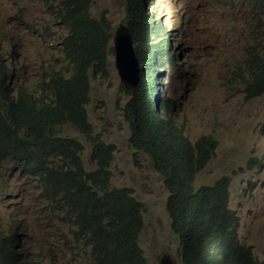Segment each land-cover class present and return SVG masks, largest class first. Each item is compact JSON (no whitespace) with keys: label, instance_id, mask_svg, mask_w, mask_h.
<instances>
[{"label":"clouds","instance_id":"clouds-1","mask_svg":"<svg viewBox=\"0 0 264 264\" xmlns=\"http://www.w3.org/2000/svg\"><path fill=\"white\" fill-rule=\"evenodd\" d=\"M9 1L11 11L0 29V186L3 182L12 190L13 178L21 177L38 189L45 212L32 199L18 203L16 225L9 224L11 231L0 226V264H50L64 256L57 251L56 240L75 257L83 255L95 264L100 242L96 234L110 231L117 218L103 204L106 189L92 184V173L98 170L107 173L110 192L136 206L139 227L130 251H137L146 264H150L148 245L142 239L147 214L179 241L177 250L163 255L159 264H235L214 249L219 234L223 240L231 232L254 260L264 263L253 254L257 244L245 228L247 213L252 220L257 209L251 201L264 195V155H252L248 164H238L231 174L200 185L197 176L215 158L219 140L210 134L192 137L187 113H176L177 103L170 96L173 83L190 94L191 87L183 80L199 77L201 62L193 51L200 49L203 64L221 59L247 102L264 104V0H229L233 8L226 9L224 0H125L124 16L115 31L107 15L92 16L94 1L89 0L88 16L102 26L104 38L88 44H82L81 35L73 37L72 24L88 25L85 16L69 15L73 0H46L43 7L55 15L56 29L46 27L57 36L53 48L62 57L56 69L40 72L37 84L29 87L22 78L11 88L8 81L17 75L11 63L16 56L25 57L15 35L40 31L44 36L46 30L21 25L25 0ZM238 8L244 9L236 14ZM22 26L24 30L12 34ZM229 29H234L232 34ZM198 38L207 45H200ZM98 60L106 66L98 68ZM62 62L67 66L60 68ZM113 73L117 78L110 80ZM258 123L252 134H264V118ZM112 125L122 138L120 145ZM67 127L80 137L64 135ZM105 135L114 141L106 142ZM123 142L131 154L127 161L121 154ZM85 149L93 167L85 164ZM148 159L160 179L162 195L150 191L135 195L137 187L134 190L132 184H113L115 172L124 175L127 166L141 171ZM234 176H241V182H232ZM74 191H90L96 197L73 205L68 198ZM244 199L248 205L240 212ZM152 203L157 204L154 211ZM81 208H86L83 215ZM25 217L29 225H24ZM35 221L47 231L50 251L39 250Z\"/></svg>","mask_w":264,"mask_h":264},{"label":"rangeland","instance_id":"rangeland-1","mask_svg":"<svg viewBox=\"0 0 264 264\" xmlns=\"http://www.w3.org/2000/svg\"><path fill=\"white\" fill-rule=\"evenodd\" d=\"M46 0H25V12L21 20V25H35L38 28H44L46 34L41 36L36 33L30 32L22 35H15V41L21 45V51L24 56H16L12 65L14 66L13 73L17 74L9 81V88L13 87L15 83L26 79V83L29 87L37 84L40 80V72L46 70V68L56 69L59 52L53 46L57 45L56 35H52L46 26L52 29H56L53 25V18L55 15L51 12H46L45 5ZM57 1V0H56ZM92 16L96 19L101 18L103 15H107V18L114 24V31L119 27V21L124 16V2L125 0H93ZM56 3V2H55ZM233 8L229 0H224L222 8ZM11 2L9 0H0V29L4 28V20L8 13L11 11ZM244 8L236 9V14L243 11ZM242 21V20H240ZM24 30L22 26L20 29H14L12 34L17 31ZM28 30H33L29 28ZM234 29H229L228 32L232 34ZM10 35V32L7 33ZM200 45L205 44L202 39L198 38ZM198 55L200 60L199 65V77L183 82L190 85V94L182 89L176 83L171 84L170 96L172 100H175L177 107H174L176 113H187L188 120V133L192 136H201L210 134L218 138L219 148L215 158L207 166V168L197 176L198 183L212 184L219 177L231 174L238 164H248L252 155H264V134L252 132L259 128L258 121L264 118V104L261 101L247 102L245 95L241 92L240 86L234 83L229 76L227 66L216 58L215 62L207 61L206 64L202 63V51H193ZM52 56L56 60L52 59ZM62 57V56H61ZM30 65L28 64V62ZM8 63V62H7ZM67 66L66 62L60 63V68ZM179 66L185 65L184 60L180 59ZM182 64V65H181ZM189 65H191L189 63ZM190 70V69H189ZM21 73H26L28 77H23ZM190 72V71H189ZM117 78L113 73L110 80ZM175 80L174 78H172ZM109 81L106 80V82ZM99 82H102L100 80ZM98 84L93 85V88ZM115 129V142L120 145L121 136L118 130ZM63 134L68 136L80 137L79 133L70 127L63 128ZM106 142L114 141L110 136L105 135ZM126 142L120 149H123L121 154L125 161L131 159L129 150L125 147ZM84 152V161L88 167H93L87 149ZM143 170L139 171L135 167L127 166V173L124 175L115 172L113 177V184L117 182L119 186L133 185L135 195L139 192L145 193L150 191L156 195H162L163 190L159 185L160 179L151 168V160H146ZM4 169V168H2ZM239 173V172H238ZM238 175V174H237ZM236 175V176H237ZM233 177L234 182H241L242 177L237 179ZM13 189L10 190L6 183L0 186V226L5 227L6 230L11 231L9 224L11 222L16 225L15 218L18 217V211L21 209L19 202H29L31 199L35 204H41L44 209V204L39 197L38 189L33 185H27L21 177L13 178ZM233 184V183H232ZM153 197V196H152ZM257 207L255 209V215L251 220L249 214L245 219L246 235L256 241V247H254L253 254L259 258L264 259V195L253 198L251 201ZM248 205V200L239 205L238 210L241 212V208H245ZM157 204L152 203L150 206L151 211L156 210ZM30 221L25 217L24 225H29ZM39 226V235L37 242L40 246V251H50L51 247L48 242L47 231L44 230L38 221L34 222ZM143 243L148 245L146 255L149 257L150 264H159L160 258L167 252H175L179 247V241L175 235L169 231L168 227L162 225L159 222L157 225L156 220L152 214L146 216V230L143 236ZM56 249L59 253H63L64 256L58 257L52 260L50 264H92V261L88 257L80 255L75 257L70 249L62 248L61 241L56 240Z\"/></svg>","mask_w":264,"mask_h":264},{"label":"trees","instance_id":"trees-1","mask_svg":"<svg viewBox=\"0 0 264 264\" xmlns=\"http://www.w3.org/2000/svg\"><path fill=\"white\" fill-rule=\"evenodd\" d=\"M88 1L73 0L74 7L68 11L70 16H85L88 21V25L72 24L74 30L73 37L81 35L82 44H88L94 38L98 40H103L104 38V34L101 33L102 26L96 20H91L88 16L86 10V7H89ZM85 37H87L86 41ZM87 63L89 64L91 61L88 60ZM97 66L98 68L106 66V62L98 60ZM2 72V68L0 67V74ZM76 146L81 145L76 142ZM91 180L92 184L100 186L103 190L106 189L103 196V204L109 212H115L117 217L110 231H100L96 234L100 242L98 243L97 252L94 253L95 264H146L137 251H130L133 236L139 227L140 217L138 216L136 206L129 203L125 197L118 196L120 193L109 191L107 187L109 180L104 170L92 173ZM94 197H96V193L90 191L86 193L74 191L70 192L68 200L73 205H76L77 203H87V201H90ZM85 209H80L81 215L85 214ZM209 221L210 219L208 218L205 223ZM208 226H210V223ZM222 237L223 234L220 233L217 241L214 242L216 244L214 249L223 259H227L226 262L230 261L235 264H264L252 258L249 251L239 244L240 241L233 232L227 234L223 240H221Z\"/></svg>","mask_w":264,"mask_h":264}]
</instances>
